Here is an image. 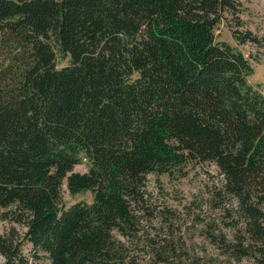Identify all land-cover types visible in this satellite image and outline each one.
I'll return each mask as SVG.
<instances>
[{"label":"trees","instance_id":"obj_1","mask_svg":"<svg viewBox=\"0 0 264 264\" xmlns=\"http://www.w3.org/2000/svg\"><path fill=\"white\" fill-rule=\"evenodd\" d=\"M239 7L0 0V221L26 228L0 233L4 264H128L122 240L140 231L148 177L202 164L223 177L231 232L208 237L264 264V92L250 59L217 40ZM65 186L93 201L68 204Z\"/></svg>","mask_w":264,"mask_h":264},{"label":"rangeland","instance_id":"obj_2","mask_svg":"<svg viewBox=\"0 0 264 264\" xmlns=\"http://www.w3.org/2000/svg\"><path fill=\"white\" fill-rule=\"evenodd\" d=\"M235 2L239 3L240 12L225 15L217 40L230 43L250 59L254 74L249 83L264 92V0ZM234 32L241 36L251 34L255 40L240 44L233 37ZM88 170L84 162L74 172L83 174ZM148 180L143 203L134 207L140 218V231L129 240H122L128 264H255L252 259L231 260L208 237L223 232L230 239L231 233L226 229L228 215L216 203L217 188L223 182L218 168L202 164L191 166L185 178L149 176ZM63 197L68 204L91 203L94 198L90 192L72 197L66 186ZM25 231L19 224L0 221V233L12 235L14 240H20ZM4 262L0 256V264Z\"/></svg>","mask_w":264,"mask_h":264}]
</instances>
